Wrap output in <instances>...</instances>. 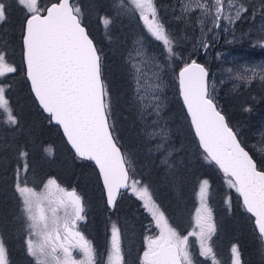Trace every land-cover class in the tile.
<instances>
[{
    "label": "snow or ice",
    "instance_id": "snow-or-ice-1",
    "mask_svg": "<svg viewBox=\"0 0 264 264\" xmlns=\"http://www.w3.org/2000/svg\"><path fill=\"white\" fill-rule=\"evenodd\" d=\"M24 10L21 36L22 69L9 63L10 53L0 47V110L8 117L7 123L17 125L18 115L11 107L13 82L5 79L19 74L29 82L30 90L49 120L62 126L67 141L78 158L94 161L102 179L106 204L116 209L122 190H129L141 202L150 217V224L159 230L156 236H145L146 241L138 264H198L197 257L221 264L212 246L217 226L209 207L210 181L199 183V207L195 209L194 226L181 235L169 223L165 211L153 198L150 185L138 178L122 146L112 120V97L103 77V56L85 26V12L81 0H55L41 7L38 0H14ZM134 7L126 8L124 0H113V15L100 17L105 28L115 23L121 14L138 12L147 32L162 42L168 61L180 54L173 50L174 40L159 16L156 0H130ZM181 15L177 20L195 23L201 36L193 45L194 51L207 52V34L216 40L220 32L234 31L237 21L255 18L257 11L264 15V0H179ZM8 0H0V23L9 14ZM251 10V12H250ZM250 13V15H248ZM264 47V36L256 42ZM219 56V54H217ZM183 59L182 57H180ZM135 73V101L140 119L149 140H157L164 149L169 129L160 119L163 101L160 96L162 66L158 59L148 57L142 49L129 55ZM148 65L151 68L145 70ZM228 79L250 86L264 82V63L245 64L225 69ZM180 91L191 126L198 137L204 159L222 170L227 185L242 197L246 212L254 218L259 237L264 241V161L258 163L238 138L240 133L230 126L217 100V84L210 81L208 69L195 60L185 63L178 74ZM224 80L220 81L223 84ZM251 111L250 107L243 109ZM155 114L156 119H150ZM254 147V146H253ZM170 154V153H169ZM29 153L19 150L23 161L14 170L13 190L18 200L19 219L25 233L26 254L34 264H97V251L92 242L79 230L86 220L82 197L75 189L67 191L55 178H48L44 191L21 182L27 174ZM167 164V159L162 160ZM230 204V197L225 201ZM110 240L107 264H128L122 248L121 227L109 218ZM197 238L198 253L190 251L189 238ZM74 252L80 255L77 259ZM230 264H243L239 245L230 248ZM0 264H11L3 230L0 229Z\"/></svg>",
    "mask_w": 264,
    "mask_h": 264
},
{
    "label": "rangeland",
    "instance_id": "rangeland-1",
    "mask_svg": "<svg viewBox=\"0 0 264 264\" xmlns=\"http://www.w3.org/2000/svg\"><path fill=\"white\" fill-rule=\"evenodd\" d=\"M50 1L51 0H38V4L41 7H45L47 3ZM185 2H187V0H185ZM112 5H113V0H81V6L85 12V21H84L85 24L90 28V31L95 35L99 43V47L101 49L107 48V50L109 51L108 58L110 56L114 57L113 63L109 58V62H108L109 66H107L109 71H111L112 76L114 77V81L113 84L111 83V87L113 91L114 90L116 91V88L121 89L123 86V90L119 91V97H120L119 98L120 102L118 106L119 108H117L115 111L114 109L112 110L113 112L112 116L117 117L119 116V114H121L122 117L124 116V120H125L123 123L124 127L120 125L119 129L120 132L122 131L121 132L122 136L124 137L125 144L127 145V153L130 159L131 166L136 170V173L138 174V178L142 179L144 183L151 185L153 181L152 180L153 177H155V179L165 178L166 168L162 169L161 165H163L162 160L164 159L169 160L171 158L170 156L173 152L172 143L181 141V139H186L184 136H182L183 132L181 131L182 127L185 126L186 120L182 117V115L178 111L179 109L178 105L176 103L175 105H173L174 102L171 103V98L173 97V93L171 92L172 86L174 81L177 82V75H176L177 69L174 66L176 65V63L179 62L177 60L179 59L180 56L174 57L170 62L168 61V53L163 47L162 42L156 41L153 37H151V35L147 32L146 27L144 26L142 20L139 18L138 12L136 14H131V13L121 14L116 19L114 24L105 28L101 23L100 17L105 14L113 15L116 9H114ZM124 6L126 8L134 7L133 5L130 4V0H124ZM162 9L165 12L166 20L168 15L169 29H167L166 23L164 21L163 22L165 24L166 29L169 31L171 37L174 40L173 50L181 55L183 51L182 48L185 50V46L182 45L183 44L182 38H184V36L191 35L196 27H198V29L196 30V32H194L196 33L194 42L196 43L197 38L201 36L200 28L195 23V14L189 17L191 22H186L185 20H180L179 22H173V21H177V19L175 18L176 16H180L182 14L179 0H166V4L162 6ZM19 13L20 12L18 11V14ZM159 16L162 20H164L161 17L160 13ZM2 24L3 23H0V27L2 26ZM235 25H237V23ZM235 25H234V31L220 32L216 40H213L212 33H208L206 38L210 43V47L208 48L207 52H205L203 49H198L194 51L192 47L191 51L187 54V55H192L193 53H196L198 55H202L205 57V62H207V65L209 67L208 70H209L210 81L214 79L216 81L217 86L222 79L224 81L225 80L231 81L232 82L231 86H233L236 83V81L228 79V74L225 71V69L227 68L237 67L245 64L264 63V47L259 46L253 41L249 43L250 47L241 45L242 43H246L245 41L250 38L251 39L255 37L260 38V36L264 35V32L261 34L260 32H257L255 34H252L251 37L250 34L242 32ZM15 26L16 24L6 25L4 26L5 29L4 32L0 30V47H5L4 44H6L7 50L10 53H14V54L17 50V44L13 42L10 38H8V35H12L13 29H16ZM110 27H113L114 31H112ZM187 31H188V35L186 34ZM141 47L147 53L148 57H154L158 59L160 65L162 66V70L160 72V76H161L160 96L163 101V108L160 112L159 119L161 123L169 129L168 140L166 142V147L164 149L157 148L156 144L159 143V138L157 140H149V138L147 137L145 125L143 121L140 119L137 103L135 101L136 83L135 80L132 79L135 73L131 70L129 64V55L130 54L135 55L136 50L140 49ZM174 47H176L178 51H176ZM187 47H191V46L187 44ZM256 50H260V51H256ZM14 54L9 55L8 57L9 63H12L10 57H13ZM217 54H219V56H217ZM149 68H151V65H148L145 70H148ZM109 71L107 72L108 73L107 78L108 80H111L112 78L109 75ZM18 78L19 77L17 76H7L5 79L15 82ZM237 83L239 84V82ZM19 89H20L19 86L16 87L13 86L11 90V92L14 91L15 98L20 97L18 95ZM110 93L112 97V103L115 105L116 95L114 92H110ZM177 95L179 96V93H177ZM20 98H22L24 102L23 109L25 111H30L31 109L30 106L32 107L30 101L27 100L26 102L25 98L23 97ZM169 104H171V108L169 109L172 110L169 114V117H165V114H168L167 105ZM175 117L177 118V120L174 119ZM7 119L8 117L5 115L4 111L0 110L1 193L2 195L5 196L6 193H8L6 189L8 186L7 183L8 173L6 174L5 172L6 163H8V160L10 159L9 156L13 157V159H17L16 143H19L20 141L22 142L25 141L30 147V149L33 150V153L36 156L34 158V163L32 167V171H34V174L30 173L29 175L31 176L30 181L26 179L25 174L22 173L21 182L23 183L24 181H27L29 186L36 188V191L43 192L44 191L43 185L47 182L48 178H52V177L48 176L46 178H43V176L46 174L45 169L50 163L49 162L50 160H49V156L44 153L46 152V148L42 147V144H44V142L41 141L40 138L41 130L39 127H41V123L35 119L30 121L29 125L23 127V125L21 124L11 125L6 122ZM150 119H156L155 114H153V116L150 117ZM187 120L189 121V124H191L189 118H187ZM258 122L260 124V131L257 134L258 141L254 143L253 144L254 147L253 146L252 147L255 151L256 150L263 151L264 150V119H262L261 117V119ZM174 124L175 126H173ZM54 147L59 151H63L62 147L59 146V144L54 145ZM178 148H179V154L176 156L177 165L180 166L185 159H188L189 161L193 162V158L196 156L197 152L194 150L191 141L190 142L186 141V143L184 142L180 143V146ZM155 149L156 150L158 149L157 150L158 152L154 153ZM154 154H159L160 156L159 161L157 160L158 158L155 159L156 164H153L152 162L153 160L152 156ZM162 156L163 158H161ZM62 163H64V160L62 161ZM153 166L156 170L152 172V177H151V169ZM3 174L4 176H2ZM221 176L223 178V183L225 185V188L227 187L230 189L222 173ZM205 178L208 179L207 177H203L201 180L196 182L195 185L197 186L196 194L195 197H193L191 200L193 204L190 205V203H188L187 206L186 204H184L182 209H180L182 212L181 218H183L180 219V221H178L177 217L175 216H174L175 217L174 221H172L171 218L169 217V214L167 213V210L163 208L161 203H159L153 195V198L156 200L158 204L161 205L162 210L165 211V214L168 217L171 226L176 228L181 235H186L189 231L192 230L194 226L195 209L199 207V200H198L199 183ZM90 186L92 185L90 184ZM64 189H66L67 191L73 190L67 188ZM233 192L236 195L235 189H233ZM210 193H211V182H210L208 203H209V207H211L213 212V206L210 200ZM229 193L230 192L226 193V199L229 197L231 198ZM233 196L234 195L232 194V197ZM138 202L142 207L141 202L139 200ZM8 203L9 202H7L6 200H4L2 204L0 203L1 204L0 209L2 208L0 212H4L6 217L9 216V218H7L8 220H12L9 223L7 222V225L9 224L11 225V228H9L11 231L8 237L14 240V248L20 255L19 261L17 263L12 262V264H34V260L31 257L30 258L32 260H30V258H28L29 256L26 254L25 251V246H24L25 233L23 231L21 222H19L18 221L19 219H17L20 215L18 211L19 206L16 209L14 208L13 204L9 205ZM232 203L228 204L227 206L231 207ZM178 204H180V202H178ZM240 205L241 208L246 212V210L242 206L243 204L241 203ZM142 210L145 212V214L144 215L138 214L137 217H139V219L133 222L121 218L119 214H115L113 212L107 213V215H105L106 221L104 225L103 223L100 224V222L99 223L96 222L95 224L97 229L101 228L98 231L101 242L100 241L96 242L94 238L96 230L89 229L85 224L86 220L80 223L79 230L82 231L84 236L92 242L93 246L97 251V264H107V250L110 240L109 218H111V220L117 221L119 226L121 227L122 248L125 250L126 253L125 258L126 261H128V264H133L131 262L132 255H130V253L133 254L134 251L138 249L137 259L140 255H142V251L146 243L144 237L148 235L154 237L158 234L159 231L155 227V225L150 224V217L148 213L143 209V207ZM248 215L250 214L248 213ZM213 218H214V212H213ZM214 221L217 226V220L215 218ZM82 223L84 224L83 226ZM141 228H144V233L141 242L142 245L138 247V236ZM239 228L243 229L241 225H239ZM218 229L220 228H218L217 226V230ZM225 230L226 228L223 229L222 232H220L221 234L219 233L218 230V233L216 232L217 236H213L211 243L215 252H217L219 249L221 256H218L217 253L216 255L217 258L221 261V264H230V258H231L230 248L233 244L236 243L231 242L227 249V252H224L222 250L223 247L221 246V242L223 243L224 240L227 239L234 240L233 238H230L231 236L230 233L227 234V237L226 235H224ZM189 245H190V251H192L193 253H198L199 245L197 242V238L190 237ZM262 247L263 248L261 249L259 248L256 250H253L251 248L250 253L244 254L246 262L244 260V256L242 257V253L240 251L242 262L244 260L243 264H264L263 244ZM12 254L15 257L14 252ZM74 255L76 256L77 259L81 258L80 255L77 254L76 252H74ZM197 260H198V264H211V261L205 260L203 257H197ZM136 264H138V262Z\"/></svg>",
    "mask_w": 264,
    "mask_h": 264
},
{
    "label": "trees",
    "instance_id": "trees-1",
    "mask_svg": "<svg viewBox=\"0 0 264 264\" xmlns=\"http://www.w3.org/2000/svg\"><path fill=\"white\" fill-rule=\"evenodd\" d=\"M8 2L11 5V7L9 8L8 17L3 22L4 25L2 24L0 30L4 32L5 30L4 26L16 24L15 26L16 29H13L12 35H8V38H10L13 42L17 44V50L14 56L10 57V60L15 63L18 69H22L21 36H22L25 13L24 10H22V8L15 6L14 0H8ZM156 4L161 17L164 19L163 21L166 23L167 29H169L168 15L166 20L165 12L162 9V6L166 4V0H156ZM18 11L20 12L19 14ZM248 15H250V13ZM179 21L180 20L173 22H179ZM235 26H237L239 30H241L242 32L250 34L251 37L252 34H255L257 32H260L261 34L264 32V15H261L260 12L257 11L254 19L252 18L242 19L241 21H238L237 25ZM110 28L112 31H114L113 27ZM197 29L198 27H196L193 33L189 36L183 35L184 38H182V42H183L182 45L185 46V50L182 48L183 46L181 45L183 51L180 57H182L183 59L179 57V59L177 60L179 62L176 63V65L174 66L177 69L176 75L179 67L184 63H186L187 61H189L190 59L200 60L206 65L207 68H209L207 62H205L204 56L198 55L196 53H193L192 55H187L191 51L193 45L195 44L194 39L196 33L194 32H196ZM88 31L95 40L98 49L101 50V52L103 53L102 56L104 55L103 77L107 83L109 91L114 92L116 95V101H115L116 104L114 105L112 103V110L114 109L115 111L117 108H119L118 107L120 102L119 91L123 90V86L121 89L116 88V91L115 90L113 91L111 87V83L113 84L114 77L112 76L111 71H109L107 66H109L108 65L109 58L113 63L114 57L110 56L108 58L109 51L107 50V48L101 49L99 47V43L95 35L90 31L89 27H88ZM186 34L188 35V31L186 32ZM258 39L259 37H255L252 39L250 38L245 41L246 43H242V44L240 43V44L243 46L250 47L249 43H251L252 41L256 42ZM187 44L190 45L191 47H187ZM4 45L6 47V44ZM174 49L178 51L176 47H174ZM256 51H260V50H256ZM108 71H109V75L112 78L111 80H108L107 78ZM8 76L19 77L15 82H13V86L15 87L19 86L20 89L18 91V95L20 97L25 98L26 102L28 100L32 104V107L30 106L31 108L30 111H25L23 109L24 102L22 98L20 97L15 98L14 91L11 92L10 94L11 107L14 110L15 114L18 115V120H19L18 124H21L23 125V127L24 126L26 127L27 125L30 124V121L35 119L41 123V127H39L41 130L40 138L41 141L44 142V144H42V147L46 148V152L44 151L43 152L49 156V160H50L49 161L50 163L45 169L46 174L43 176V178L51 176L52 178L56 179L57 183L62 188L64 187L67 189H75L76 192L82 197L83 202L85 204L86 215H87L85 224L89 229L96 230L94 236L96 242L100 241L98 231L101 228L97 229L95 224L96 222L98 223L100 222V224L103 223L104 225L106 221L105 215H107V213L113 212L115 214H119L121 218L126 219L127 221L130 222L137 221L139 219V217H137L138 214L144 215L145 212L142 210V207L140 206L137 198L131 193L130 189L128 192H122V195L118 200L116 209L114 210L110 209L106 205L103 188L99 179L98 172L94 167V165L87 160H82L78 158L72 152L70 147L67 145L59 127L53 124L52 122H50L49 116L45 114L36 103L32 95V92L30 90V85L26 80V78L23 76L22 71H20L19 74H9ZM231 83H232L231 81L225 80L223 84L220 83L218 84L217 86L218 103L222 107L223 112L229 121V124L231 126H235L234 130L239 131L240 133L239 138L241 142L249 149V151L251 152L253 157L258 161V163H260L264 161V150L255 151L252 146L254 143L258 141L257 134L260 131V124L258 121L261 119V117L262 119H264V82L254 81L250 86H246L240 83L238 84L237 82L233 86H231L232 85ZM171 92L173 93V97L171 98V103L174 102L173 105H175V103L178 105L179 107L178 111L180 112L182 117L186 120L185 126H183L181 129V131L183 132L182 136H184L186 139H181V141L172 143L173 152L170 156L171 158L167 160L168 161L167 164L163 163V165H161L162 169L166 168L165 178L155 179V177H153L152 179L153 181L150 187L153 190V195L156 198V200L159 203H161L163 208L167 210V213L169 214V217L171 218L172 221H174L175 217H177L178 221H180V219H183L181 218L182 212L180 209H182L184 204H186V206L188 203H190V205L193 204L191 200L193 197H195L196 194V189H197V186H195L196 182L201 180L203 177H207L211 182L210 200L213 206L214 218L217 220L218 228H220L218 229L219 233L226 228L224 235H226L227 237V234L230 233L231 235L230 238L234 239V240L227 239L224 240L223 243L221 242V246L223 247L222 250L224 252H227L230 243L235 242L237 245H239L240 251L242 253V257L244 256V260H245L244 254L250 253L251 248L253 250L263 248L262 241L258 236L259 234L255 228L252 217L248 215V213H246L241 208L240 205L241 200L238 193L235 192L236 193L235 195L232 188L230 189L227 187L225 188V185L223 183V178L221 176L218 166H216L215 164H209L204 159L201 151L202 149H200L198 145V140L193 131V128L191 124H189V121L187 120V118L189 117H187L188 115L185 112V108L182 104L181 98L179 99L180 96L177 95V93H179L178 79L177 82L174 81ZM167 107H168V114H165V117H169V114L172 110L169 109L171 108V104L167 105ZM245 107H250L251 111L245 112L243 110ZM174 119L177 120L176 117ZM112 120L115 124V129H117L116 133L119 137V142L122 146V149L124 153L128 155L127 145L125 144L124 137L122 136L121 133L122 131L120 132L119 129L120 125L124 127L123 124L125 121L124 116L122 117L121 114H119V116L117 117L112 116ZM173 126H175V124ZM189 140L192 142V146L194 150L197 152V154L193 158V162L189 161L188 159H185L182 162V164L179 166L177 165L176 162V156L179 154L178 147L180 146V143L183 142L186 143V141L190 142ZM24 142L20 141L19 142L20 144L16 143L17 159H13V157L9 156L10 159L8 160V163H6L5 172L6 174L8 173V177H7L8 186L6 189L8 193H6V196L2 195L0 190V203L2 204V202L6 200L7 202H9L8 203L9 205L13 204L14 208L16 209L18 208V200L13 190V183H14L13 171L18 164L23 163V161L19 156V150L23 149L29 153L27 157V163L29 164V169L27 174H25L26 179L30 181V177H31L29 176L30 173L34 174V171H32V167L34 163V158L36 156L34 155L33 150L30 149L28 144ZM56 144H59V146L62 147L63 151H59L58 149H56L54 147V145ZM157 150L155 149L154 153L158 152ZM152 158H153L152 160L153 164H156L155 161L156 158H158L157 159L158 161L160 160L159 154H154ZM161 158H163V156ZM63 160L64 163H62ZM154 170L156 169L153 166L151 169V177H152V172ZM2 176H4V174ZM90 184L92 186H90ZM227 192H230L229 193L231 196L230 203L233 202L231 204V207L227 206L228 204L225 203ZM232 194L234 195L233 197ZM178 202H180V204H178ZM0 210H2V208ZM7 218H9V216L6 217L4 212H0V229L3 230L6 243L8 245L9 260L12 264V262L17 263L19 261L20 255L14 248V240L8 237L11 231L9 229L11 228V225L10 224L7 225V222L9 223L12 220H8ZM18 221L21 222L20 220ZM83 225L84 224L82 223V226ZM239 225H241L243 229L239 228ZM143 233H144V228H141L138 236V247L142 245L141 242H142ZM215 236H217V234ZM13 252L15 254V257L12 254ZM216 253L218 256H221L219 249ZM130 255H132L131 262L133 264H136L138 262L137 259L138 249L134 251L133 254L130 253ZM30 260L32 259L30 258Z\"/></svg>",
    "mask_w": 264,
    "mask_h": 264
},
{
    "label": "water",
    "instance_id": "water-1",
    "mask_svg": "<svg viewBox=\"0 0 264 264\" xmlns=\"http://www.w3.org/2000/svg\"><path fill=\"white\" fill-rule=\"evenodd\" d=\"M52 2H55V1H52ZM52 2H50L48 5H50ZM47 5V6H48ZM86 26V25H85ZM89 35H90V33H89ZM90 37L93 39V37L90 35ZM93 41H94V39H93ZM94 43H95V41H94ZM96 44V43H95ZM191 60H195L198 64H202V65H204L205 67H206V65L202 62V61H200V60H196V59H191ZM191 60H189V61H187L186 63H190L191 62ZM185 64V63H184ZM184 64L183 65H181L180 67H179V69H178V72H177V79H178V74H179V71L181 70V68L184 66ZM207 68V67H206ZM208 69V68H207ZM208 72H209V70H208ZM178 88H179V95H180V97H181V100H182V104H183V106H184V108H185V111H186V113H187V109H186V106H185V104H184V102H183V98H182V95H181V91H180V85H179V79H178ZM36 100V99H35ZM38 103V102H37ZM39 105V104H38ZM40 107V106H39ZM41 108V107H40ZM42 109V108H41ZM46 113V112H45ZM46 114H48V113H46ZM49 115V114H48ZM187 115H188V117H189V119H190V115L187 113ZM52 123H54V124H56L54 121H52ZM191 123V122H190ZM59 126V125H58ZM231 126V125H230ZM59 128H60V130H61V132H62V134H63V137L65 138V141H66V143L68 144V146L72 149V151L74 152V154L76 155V153H75V150L72 148V146H71V144L67 141V137H66V135L64 134V132H63V129H62V126H59ZM193 128V127H192ZM193 131H194V128H193ZM197 138V140H198V137H196ZM239 138V137H238ZM240 139V138H239ZM242 143V142H241ZM243 144V143H242ZM244 145V144H243ZM245 146V145H244ZM246 147V146H245ZM246 150H248L249 151V149L246 147ZM123 152V151H122ZM250 152V151H249ZM250 154H251V152H250ZM255 159V158H254ZM93 164H94V166H95V168L97 169V171H98V166H96L95 165V162L94 161H91ZM222 171V170H221ZM98 173H99V171H98ZM99 178H100V176H99ZM100 182H101V185H102V179L100 178ZM102 188H103V185H102ZM104 191V190H103ZM104 196H105V193H104ZM241 200H242V197H241ZM105 201H106V197H105ZM263 243H264V241H263Z\"/></svg>",
    "mask_w": 264,
    "mask_h": 264
},
{
    "label": "bare ground",
    "instance_id": "bare-ground-1",
    "mask_svg": "<svg viewBox=\"0 0 264 264\" xmlns=\"http://www.w3.org/2000/svg\"><path fill=\"white\" fill-rule=\"evenodd\" d=\"M95 41V40H94ZM96 43V42H95ZM96 46H97V44H96ZM98 48V47H97ZM220 170V169H219ZM220 172L223 174V172L220 170ZM224 175V174H223Z\"/></svg>",
    "mask_w": 264,
    "mask_h": 264
}]
</instances>
